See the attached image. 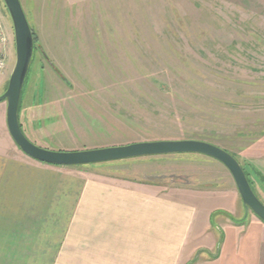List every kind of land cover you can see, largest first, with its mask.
I'll use <instances>...</instances> for the list:
<instances>
[{"label": "rangeland", "instance_id": "obj_1", "mask_svg": "<svg viewBox=\"0 0 264 264\" xmlns=\"http://www.w3.org/2000/svg\"><path fill=\"white\" fill-rule=\"evenodd\" d=\"M19 1L34 50L18 121L32 144L78 152L210 142L237 160L264 205V0ZM0 27L1 92L15 64L2 0ZM63 169L67 185L232 182L219 162L188 153Z\"/></svg>", "mask_w": 264, "mask_h": 264}, {"label": "crops", "instance_id": "obj_2", "mask_svg": "<svg viewBox=\"0 0 264 264\" xmlns=\"http://www.w3.org/2000/svg\"><path fill=\"white\" fill-rule=\"evenodd\" d=\"M63 168L19 151L0 102V264H264V223L233 180L67 185Z\"/></svg>", "mask_w": 264, "mask_h": 264}, {"label": "water", "instance_id": "obj_3", "mask_svg": "<svg viewBox=\"0 0 264 264\" xmlns=\"http://www.w3.org/2000/svg\"><path fill=\"white\" fill-rule=\"evenodd\" d=\"M13 30L15 64L0 102L6 103V126L15 146L27 157L56 167H80L130 158L171 154H199L222 164L229 172L245 211H250L264 223V205L254 194L247 177L237 162L225 150L205 141L180 140L136 143L126 146L78 152H59L32 144L23 134L18 121V105L32 54L33 34L19 0H2Z\"/></svg>", "mask_w": 264, "mask_h": 264}, {"label": "built area", "instance_id": "obj_4", "mask_svg": "<svg viewBox=\"0 0 264 264\" xmlns=\"http://www.w3.org/2000/svg\"><path fill=\"white\" fill-rule=\"evenodd\" d=\"M0 30H1V27H0ZM2 67H3V60H0V68H2Z\"/></svg>", "mask_w": 264, "mask_h": 264}, {"label": "trees", "instance_id": "obj_5", "mask_svg": "<svg viewBox=\"0 0 264 264\" xmlns=\"http://www.w3.org/2000/svg\"><path fill=\"white\" fill-rule=\"evenodd\" d=\"M33 40H34V36H33ZM208 143H210V142H208ZM244 171V170H243ZM246 175V174H245ZM246 177H247V175H246ZM247 180H248V178H247ZM249 182V181H248ZM249 184H250V182H249ZM251 185V184H250Z\"/></svg>", "mask_w": 264, "mask_h": 264}]
</instances>
